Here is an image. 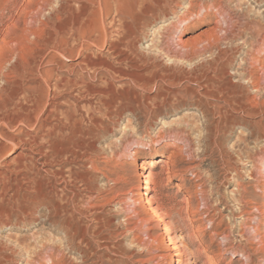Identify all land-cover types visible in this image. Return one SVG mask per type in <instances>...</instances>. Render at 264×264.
<instances>
[{"label": "rangeland", "instance_id": "rangeland-1", "mask_svg": "<svg viewBox=\"0 0 264 264\" xmlns=\"http://www.w3.org/2000/svg\"><path fill=\"white\" fill-rule=\"evenodd\" d=\"M26 1L0 0V5L3 6V9H0L1 12L3 10V13L0 12V32H2L0 33V39L2 38L0 50H4V54L7 55L5 56V58L7 57L6 61H8L6 68L8 70H5L7 76L6 78L5 75L1 76L0 86L5 85L11 90L14 88L21 90L29 95L32 94V97L40 98L46 95L52 97L55 89L53 85L57 80L52 81L50 92V88L48 89L44 80L37 76V64L41 58L40 52H37L39 50L36 49L43 47V42L48 35L50 37L55 34L54 29L57 25L66 24L67 21H59L57 17L62 16V14L59 11L55 12L56 9H54L60 5L61 2L59 1L61 0H51L53 1H50L51 3L43 2L42 5L46 6V11L40 9L41 0H36L37 2L33 0L34 3L32 0L25 3ZM70 1L73 2V0H62L64 4H68L67 10L73 12L68 13L74 16V12L80 10L79 5H77L79 3ZM125 1L127 11L130 13L127 16V24L134 33L131 37V49H126V51L128 50L131 60H137L141 68L146 67L142 69L146 79H152L154 74L162 73L166 66H171L174 63L183 64L184 62L185 67L191 69L194 64L200 61H208L216 55L219 57L223 54L219 58L225 63L228 71L227 75L223 76L226 84L234 91L244 92L246 96H256L258 92H261L258 94L259 96H256V101L251 99L253 102H260V104L263 102L264 105V89L256 90L250 83V77L247 76L250 71L264 84V0H166L163 8L154 6V1L150 0L153 12L149 15H144L140 10L141 5L140 7L139 5L136 6L137 0ZM219 1L228 10L224 16L227 17V14L230 13L231 16L237 15L230 21V25L222 21L221 16L215 15L217 7L213 6V3L217 4ZM29 5L32 9L29 8ZM209 6L212 7L209 9ZM35 7L36 9L38 7L37 10L40 9L39 12L43 13L37 14V11L36 15L38 16H35V12H33ZM52 12L55 13L56 17ZM112 14L108 18V22L116 17V22H118L116 27L121 28V18L117 17L115 12ZM33 17H38L37 22ZM44 17L45 22L51 18L47 25L44 24ZM14 20L15 23L17 20L20 21L15 24ZM26 20L32 24L26 23ZM25 25L32 30L37 28L42 35L38 32L36 34L29 33L30 31ZM41 27L45 30H40ZM223 27L224 29H221ZM229 27L233 29L234 33L231 34L230 39L228 38L229 40H225L223 38L228 35L224 30ZM46 28H48L47 31ZM3 34H7V36ZM117 34L114 32L110 40L116 41ZM37 35H40V38ZM198 36H202V38ZM219 36L221 41L217 42L216 38ZM212 37L216 40L215 42ZM192 38L193 40L197 38L196 41L199 42L193 44ZM204 41L207 43L206 45ZM183 42L187 43L184 44ZM211 42L213 47L209 44ZM187 44L189 46L192 44L193 48H196L190 47L192 48L190 49ZM208 44L209 46H207ZM197 45L200 50H198ZM203 46L206 51H203ZM166 48L172 53L176 50L175 55L178 54L180 58L182 56V60H178V56L169 57L165 53ZM163 49L165 50L163 51ZM191 50H198L199 53L191 52ZM225 50L229 51L226 52ZM107 51L108 43L103 50L100 46H91L89 49V53L97 61L113 58V55L111 56L108 54L110 52L107 53ZM200 51L203 53L200 54ZM185 53L187 54L185 55ZM77 54L67 55L62 59V62L66 63L68 67L63 71L67 77H76L71 71V65L81 60ZM46 55L47 58H50L53 52H48ZM185 59L190 64L189 62L185 63ZM146 60L151 65H144ZM126 65L124 64L125 67H128ZM42 66L49 68L52 65L48 66L43 63ZM136 71L141 72V70ZM174 71L177 75L182 76L183 74L179 67L175 68ZM84 76V83L86 82V84L79 88L84 90L87 98L97 100L94 93L92 95L91 92L85 91L86 85L93 84V86L107 89L106 91L110 90V85L105 81L99 79L96 82L93 77H89L86 73ZM128 83V79L120 78V81L115 82V87L123 91L129 89L131 95L134 92V87L133 85L130 87L127 85ZM160 84L177 90L179 95H173V98L175 100L178 97L180 102L162 105L155 115L150 111V108L146 107L152 103L147 101L146 96H153L156 93V87L153 89L150 87L147 90L137 88L135 91L139 95L141 109L135 113L127 110L120 118L111 119L106 115H101L106 127L100 132L95 151L88 149L87 145L81 147V143H85L87 139L82 138L84 136L77 132L74 133L73 130L58 128L56 131H47V128L41 126H37L35 129L24 126L26 130L37 136L38 144L34 146L33 151L23 150L22 144L9 145L11 149L7 159L0 163V170L5 169L4 163L6 161H14L18 153L23 152L24 157L20 160L31 168V173L33 175L40 173L45 176L47 175L46 166L43 164L45 157L40 154L43 152L47 156L49 169L62 173L61 176L56 175L57 177L51 175L50 180L47 179L45 183L48 186L54 184L62 188L64 177L66 178L67 175L69 179H66L69 186L76 187V189L81 188V190H84L83 187L85 186L74 176L91 171L94 177L96 176V187L102 192L101 204L104 208L103 217L106 221H94L91 212H89L82 221H72V229L69 231L65 229V225L61 224V221H49L48 216H46L48 211L43 207L38 211L36 218L26 217L27 220L25 221H11L10 225L0 224V264H171L169 258L165 259L159 256L162 253L168 254L170 251L163 224L159 221H153L152 225L149 222L145 224V222L137 221H134V224L133 221L128 224L125 221L127 213L120 210L119 204L125 201L130 196L132 189L134 190V187L137 186L135 177L137 168L143 174H149L150 170H161L143 160L151 161L161 156H163V160H168L172 151L175 150L172 146L170 149L164 148V145L173 139L170 131L173 129L182 130V128L188 134L190 131L189 135L192 142H184L182 139L177 142V145L183 148V153L182 156L175 158V162L179 165L178 170H185L183 174L170 173L172 177L162 194L165 198L163 201L166 207L172 210L171 216L165 218L167 222L172 221L173 223L171 235L177 236L178 240L183 241L189 251L185 260L190 261V264H264V250L259 249L256 238L259 236L264 239V106L257 113L244 114L239 113L235 105L227 106L225 112L235 116L237 120L230 121V129L228 126L226 132L221 130L217 138L210 139L209 129L206 125L208 121L204 119L206 117L195 104L196 97H193L192 91L189 90L198 91V84L186 79L174 85H169V82ZM30 86L32 89H27ZM61 88L60 90L55 89V91L58 93L57 96L63 98L65 110L70 104L67 99L70 102L73 101L70 97L72 92L69 91L68 93L63 87ZM75 92L78 93L77 90ZM184 92L186 93L184 94ZM17 95L15 101L21 99L25 101V94L22 96L19 94V97ZM2 96H5V93ZM258 97H260V101ZM213 103L217 105L216 102ZM215 109L217 117H220V110L216 107ZM83 110L86 115L87 108H83ZM96 114L100 115V113ZM163 134L165 138L161 137ZM211 135L214 136L212 133ZM130 151L135 152V156L131 155ZM150 156L152 158H149ZM163 176L166 180L168 174ZM74 179L77 181L75 182ZM85 192L84 194H86ZM155 193V191H148L149 197ZM134 198H138V195H135ZM184 198H189L193 211L200 210L208 217L206 216L204 220L194 221V224L188 218ZM90 200L93 203L96 201L95 198L90 199L86 195L83 197L82 203L85 204ZM207 208H209V213L206 211ZM191 224H194V228L199 226V230L193 231Z\"/></svg>", "mask_w": 264, "mask_h": 264}, {"label": "bare ground", "instance_id": "bare-ground-1", "mask_svg": "<svg viewBox=\"0 0 264 264\" xmlns=\"http://www.w3.org/2000/svg\"><path fill=\"white\" fill-rule=\"evenodd\" d=\"M30 1L27 0L25 3L30 2ZM41 1L42 2L40 3L41 4L40 9L42 11H46V6L42 5V3L43 2L48 3L51 0H41ZM74 1H77L79 3L77 5H79V7H80V10H79L80 13H77V12H79V11H77L76 12L77 14L74 12L75 15L71 16V14H69L68 12H72V11L67 10L68 4H64L62 2V0L59 1V2H61L60 5L57 8L54 7V9H56L55 12L56 11L61 12L62 16H58L57 18L59 19V21H65V22L67 21L66 24L62 23L60 25H57L54 29L55 34L51 35L50 37H49V35L48 36L46 35L48 40L45 39L46 36L44 37V39L47 41L46 42H45V40H44V42L42 41L44 43L43 47L41 46V48L39 47V49L35 48L36 50H39L37 52L38 53L40 52L39 56L41 58L39 63L38 64L36 63L37 64V76H39L40 78H42L44 80V83L47 84L48 89L50 88V92H51V87H52L51 86L52 81L57 80V82L53 85V86H55V89L60 90V88L63 87L64 90H66L68 93H69V91H71L72 93H71L70 97H72L73 101L71 100L72 102H70V100L67 99L68 103H70V104H68V107H66L67 109L64 110L65 106L63 107V105L65 104V102L63 104V101H62L63 98H60L59 96H57L58 93H56L55 89L52 93L53 94L52 97L46 95L47 98H46V96L39 98V97H32L33 96L32 94H31L32 95L31 96V95L27 94L26 92H22L21 90H18V89L16 90L15 88H14V90H11V89L7 88V86H5V85H1L0 86V163L4 162V160L7 159L8 154H9V150L11 149L9 145L13 146L15 144H22L23 150L29 149V150L33 151V148H35L34 146L36 144H38L37 136L33 135L31 131L26 130L24 128V126H30L32 129H35L37 126H41L42 128H47V131H49V130H55L56 131L58 128L61 130L62 129L64 130L65 128L73 130L74 133L77 132L81 136H84L82 138L87 139L85 143H81V147H85V145H87V147H89L88 149H90L91 151H95L96 150V141L100 137V132L103 129H105V127H106L104 119L102 118L101 115H106L111 119L116 118V117L120 118L122 116V114L127 110L135 113L138 109H141L140 101H139V95L135 91L137 88H143V89L147 90L150 87L152 89H153V87H156L155 88L156 93L153 96L152 95L146 96L147 101L152 102V103L148 104L146 107L150 108V111H152V113L155 115L161 109L162 105H165V104L167 105V104H171V103L176 104V103L180 102L179 101L180 99H178V97L175 100L173 98V95H175V96L179 95L177 90L170 88V87H166L163 84H160L163 82H166V84H167V82H169V85H174L175 83L180 82L183 79H186L190 82H193V83L195 82L198 84V86H199V90L197 89L198 91L195 92L194 89L193 90L189 89V90L192 91V94L194 95L193 97H196L195 104H197V106L199 107V109L203 113L204 117H206L204 119H206L208 121V122H206L207 123L206 125H207V128L209 129L210 139L211 138H214V139L217 138L219 135V132L221 130L223 132H226L230 121L237 120V118L235 116L233 117V116L229 115V113L227 114L225 112L227 106L228 107L233 106V105L237 106L238 112L242 113V114H244V113H257V112L262 110V107L264 106L263 102H261L262 104H260V102L259 103L255 102L256 101L255 98H257L256 96L258 94H261V92L260 93L258 92V94L256 96L251 95L253 97H251L250 95L246 96L244 92L234 91V90H232V88H230V86L228 84H226L223 76L227 75L228 71L226 69L225 63L223 61H221V59H220L221 58L220 56L223 55L222 53H221L222 55H219L220 58L217 57V55H216V57H214L210 60L207 59L208 61H202V62L200 61L199 63H196V64L193 63L194 66H192L191 69H187V67H185L186 64L184 65L183 61H182L183 64L174 63L171 66H168V67L166 66V68H164L162 70V73L159 72L160 74L159 73L154 74V77L152 79H146L145 74L142 71V69L144 67L141 68L138 65L139 62L137 60L133 61L129 58L130 56H129L128 50L131 49V46H132L131 45L132 44L131 43L132 42L131 37H133L132 35L134 33L132 32L131 27H129L127 24V16L130 13L127 11L126 1L125 0H73V2ZM152 1H154V6H156L158 8H163L164 3L166 2V0H152ZM32 2H33V0H32ZM35 2H37V1L35 0ZM51 2H53V1H51ZM70 2H72V1H70ZM38 3H37V5H38ZM150 4H151L150 0H137L136 1V6L137 5H139V7H140V5L142 6V8L140 10L144 13V15H149L151 12H153V9H152ZM213 4H214L213 6L217 7V9H216L217 11H216L215 15L221 16L223 19V20L222 19L221 20L230 25L231 24L230 21L233 20L234 16H237V15L231 16L232 14L230 13L231 15L227 14V17H226L224 15L228 12V10H226L223 3H221L219 1V3H217V4L213 3ZM3 5H4V2H3ZM0 6H1L0 9H3V6L2 5H0ZM30 6L31 5H29V8H30ZM27 7H28V4H27ZM211 7L212 6H209V9ZM30 9H32V7ZM37 9H38V7H37ZM37 9L35 7L34 11L33 10H30V11L35 12V16H38V15H36V12L38 11ZM40 9H39V11H41ZM229 10H230V8H229ZM39 11L37 14L43 13V12H39ZM0 12H1V10H0ZM113 12L116 13L117 17L121 18V22H120L121 28L116 27V25L118 24V22H116L117 21L116 17L112 18V20L110 22H108V20H109L108 18L111 16V14ZM137 12H138V10H137ZM1 13H3V10ZM52 13L55 16V13L54 12H52ZM21 14H23V13H21ZM28 14H29V12H28ZM53 14H51L52 17H53ZM49 17H50V15H49ZM37 18L38 17H36V18L33 17V19H36V22H37ZM129 18H131V17L129 16ZM18 19H19V17H18ZM33 19H31V20L33 21ZM44 19H45V17H44ZM49 19L51 21V18H49ZM49 19H47V20L49 21ZM18 21H20V20H17V23H18ZM45 21H46V19L44 20V24L47 25L48 21L47 22H45ZM15 22L16 21L14 20V23ZM1 23H2V21H1ZM17 23H15V24H17ZM26 23H28L27 20H26ZM217 23H220V22H217ZM28 24H32V23L29 22ZM50 25H49V28H50ZM108 25H109V27H108ZM43 27H41L39 29L41 30ZM230 27L226 28L224 30V32L228 35L226 37L222 36V37H224L223 39H225V40L228 39L229 37H231V34L234 33L233 29ZM232 27H234V26L232 25ZM33 29H34V27H33ZM36 29L32 30V29L28 28L27 30L30 31L29 33L32 32V34H34V33L36 34V32L39 33V30L38 29L36 30ZM47 29L48 28H46V31H47ZM221 29H224V27ZM42 30H45V29H42ZM240 30H241V28H240ZM114 32L118 33L117 34V40L115 39L116 41L110 40L111 36L114 35ZM0 33H2V32H0ZM3 33H6V31H3ZM24 33H25V30H24ZM48 33H49V31H48ZM3 35L7 36V34H3ZM16 35H17V33H16ZM41 35H42V33H41ZM38 37L40 38V35ZM198 37L202 38V36L201 37L198 36ZM219 37L216 38L217 42L221 41V37L220 38ZM5 38H7V37H5ZM39 38H38V40H39ZM123 39H125V40H123ZM196 39L193 40V38H192L193 44H196V42H199V41H196ZM263 39H264V37H263ZM0 40L2 41V38ZM3 40H5V39H3ZM198 40H200V39H198ZM206 40H208V39H206ZM213 40H214V38H213ZM216 40H214V42ZM117 41H120V42H117ZM3 42H5V41H3ZM7 42H6V46H7ZM212 42L209 44L213 47L214 45H212L213 44ZM36 43L38 44V41ZM107 43H108V51L110 52V53H108V51H107V53L111 54V56L113 55L112 56L113 58H107L105 60L97 61L92 56V54L89 53V49H91V46H100V48L103 50V48L105 47V45ZM183 43L186 44L187 42L186 43L183 42ZM184 44H183V46H184ZM206 44L207 43L205 42V45ZM209 44L207 46H209ZM180 45H182V44H180ZM200 45H202V44H200ZM187 46L189 48L190 47L193 48L192 44H190V46L187 44ZM204 46H203V48H204ZM197 47H198V45H197ZM2 48H4V47H2ZM192 48H190V49H192ZM195 48H193V49H195ZM126 49H128V50L126 51ZM181 49H184V48H181ZM201 49H202V46H201ZM164 50L165 49H163V51ZM179 50H180V47H179ZM187 50L190 53V50L188 48H187ZM198 50H200V48ZM198 50L197 51L195 50V51L198 52ZM3 51L4 50H2V51L0 50V79H1L2 75H5V70H8V69H6L7 68V62H8V61H6L7 57L5 58V56H7V55H5ZM165 51H166L165 53L171 58L178 56V54L175 55L176 50L174 51V53H172L171 51L167 50V48H166ZM195 51L191 50V52H194V53H195ZM203 51H206L205 48L203 49ZM228 51H226V52H228ZM48 52H53L52 57L47 58L46 53H48ZM75 53H78L77 55H79L81 57V60L76 62L75 64H72V65L70 64L71 65V71H73L75 76H76L74 78H71V77H67L66 74L63 72V71H65L67 64L63 63L62 59H64L67 55H73ZM201 53H203V52L200 51V54ZM186 54L187 53H185V55ZM179 55H182V54H179ZM183 57H185V56L183 55ZM178 58H179L178 60H180L182 58V56H181V58H180V56H178ZM174 59L177 60V58H174ZM186 59H187V57H186ZM186 59L184 61H186ZM179 62H181V61H179ZM187 62H189V61H186L185 63H187ZM43 63H46V65H48V66L49 65H52V66L49 68H43L44 67V66H42ZM148 63L149 62L146 60L144 65H147V66L151 65V63L150 64H148ZM191 63H192V61H191ZM16 64H17V62H16ZM124 64H127L126 66H128V67H125ZM189 64H190V62H189ZM11 67H14V66H11ZM18 67H19V65H18ZM177 67H179L183 71V72H181V73H183L182 76L177 75L176 72L174 71V69ZM67 69H68V67H67ZM136 70H141V72L139 73ZM85 73L87 75H89V77H93L96 82L99 79H101V80L105 81L106 83H108L110 85V90L106 91L107 89L105 90L104 88L93 86V84L92 85H86L85 91H89V92H91V94L94 93V96H96L95 98L97 100L95 101L93 99L91 100V99L87 98L84 94V90H82V88H79V87L83 86L84 84H86V82L84 83ZM6 76L7 75H5V78H6ZM247 76L250 77L249 78L250 83L254 86V88L256 90L264 89V84L262 83L261 79L256 77V75L254 73L249 71L247 73ZM120 78L121 79H123V78L128 79L129 83L127 85H129V86L133 85V87H134L133 91L134 92L131 95H130L129 89L126 91L125 90L123 91V90H119L115 87V82L120 81ZM228 82H229V80H228ZM37 86H39V85H37ZM8 87H10V86H8ZM11 88L13 89V87H11ZM29 88L32 89L31 86L28 87L27 89H29ZM36 88H38V87H36ZM59 90H58V92H59ZM61 90H62V88H61ZM75 90H77L78 93H76ZM186 92H184V94ZM2 93L3 94L5 93V96H2L3 95ZM16 94H18V95L21 94V96H22V94L23 95L25 94L24 95L25 101H22V99L21 100L19 99L20 101H18V100L15 101ZM54 96H56V98H54ZM48 97L50 98L51 101L49 100ZM251 98H253L255 101L253 102ZM259 98L260 97H258V100H259ZM172 100L174 102H171ZM183 100H185V99H183ZM213 102H216L217 105ZM220 102H222V103L220 104ZM82 104H83V106H82ZM191 106H192V104H191ZM62 107H63V109H62ZM215 107L220 110V112H221L220 117H217ZM83 108H87V114L86 115H85ZM95 113H100V115H97V114L95 115ZM229 129H230V126H229ZM211 133L214 136H212V135L210 136ZM189 134H190V131H189ZM189 134L183 128H182V130L173 129L172 131H170V135L173 136V139L170 142H168L167 144H165L164 148L170 149L171 146L174 147L175 150L172 151V155H170L168 157V160H163V156L156 158L154 160L152 159L153 162H152V160L149 161V160L144 159L143 161H145V162L148 161V163H151L154 166V168L155 167L160 168L161 170L160 171L150 170L149 174H143L139 170V168H137V171L135 173L137 186H135L134 190L132 189V191L130 192L132 195L130 194V196H128V198H126L125 201H122L119 204L120 210L123 211L124 213L125 212L127 213L125 216V221L128 224L132 223V221H133V224H134V221L141 222V223L145 222V224L149 222L151 225H152L153 221H159L163 224V226H164L163 229L166 232V240L168 241V243L167 242L166 243L168 244L167 246H168L170 251L168 254L162 253V255L159 254V256L161 258H165V259L169 258L171 261V264H190V261L185 260V257L187 254H189V251L187 250V248L183 244V241L178 240L177 236L171 235V230H172L171 226L173 225V223H172V221L167 222L165 220V218L171 216L172 210H171V208L168 209L166 207V205L163 201V200H165V198L163 197V194H162L165 187L167 186L168 181H170V179L172 177L170 175V173L183 174V171L185 170V169L178 170L179 165L177 162H175V158L182 156V153H183V148L179 147L177 145L178 141H180L182 139V140H184V142H192V138L190 137ZM161 137L165 138V135L163 134ZM193 142H194V140H193ZM188 146H190V145H188ZM66 152H67V150H66ZM193 153H194V151H193ZM40 154L43 157H45V159L43 161V164L46 166L45 171L47 172V175H45V176H43V174L41 175L40 173H39V175H33L31 173V171H30L31 168H29V166H26L24 164V162H21V160H20V158L24 157L23 152L18 153V156L16 157V159H14V161H12V162L6 161L4 163L5 169L2 168V170H0V224L1 225H10L11 221H25V220H27L26 217L36 218V217H38V216H36L38 211L43 207H45V209L48 211V215H46V216H48L49 221H61L62 222L61 224L65 225V227H66L65 229H67V230L72 229V221H82V219H84V217L88 216L89 212H91V215L93 216L94 221H106L103 217L104 208H103V205L101 204V202H102L101 193L102 192H101V190H99V188L96 187V184H95V177L96 176L94 177L93 172L86 171L83 174H78L76 177L74 176L75 179L83 182V184L85 186V187H83L84 190H81V188L76 189L75 186H74L75 188L69 186V183L66 179V178H68L67 175H66V178L64 177V179H65L63 181L64 186L62 188H60L54 184L51 186H48L45 182L47 181V179L50 180L49 177L51 175L53 177L56 175L61 176L62 173L51 171V169H49L47 156L45 154H43V152H40ZM130 154L135 156V152H133V151H130ZM149 158H152V157L150 156ZM31 160H34V159H31ZM35 170H37V169H35ZM165 174H168V177L166 178V180L163 176ZM159 178H160V180H159ZM75 179H74V181H75ZM61 185H62V183H61ZM157 188H160V189L158 190ZM135 190H138V192H135ZM84 191H86L85 192L86 194H84ZM148 191H153V192L155 191L156 193L152 197H149ZM196 192H198V191H196ZM86 195L90 199L92 197L95 198V200H96L95 203H93L90 200V201L86 202L85 204H83L82 203L83 197H85ZM135 195L136 196L138 195V198H134ZM184 201L186 203L185 210L188 214V218L191 221H193V223H194V221H199V220L205 219V217L207 216L206 214L204 215V213L201 212L200 210L193 211V208L191 207L189 198H184ZM208 209L209 208L206 209L207 212H208ZM194 224H191L192 225L191 229L193 231L197 229L195 231V232H197L199 230V226L194 228L195 227ZM225 238H228V237L225 236ZM256 238L258 240L259 249L264 250V239L260 238L259 236H257ZM197 252H198V250H197Z\"/></svg>", "mask_w": 264, "mask_h": 264}]
</instances>
